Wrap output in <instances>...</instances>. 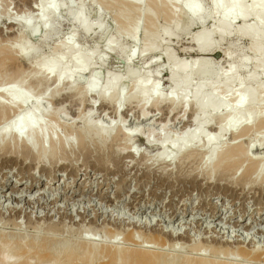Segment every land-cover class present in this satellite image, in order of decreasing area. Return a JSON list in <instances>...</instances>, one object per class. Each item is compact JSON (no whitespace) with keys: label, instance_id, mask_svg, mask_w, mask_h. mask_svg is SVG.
I'll return each mask as SVG.
<instances>
[{"label":"rangeland","instance_id":"374dc122","mask_svg":"<svg viewBox=\"0 0 264 264\" xmlns=\"http://www.w3.org/2000/svg\"><path fill=\"white\" fill-rule=\"evenodd\" d=\"M55 1L62 2V11H59V14H56L50 20V26L48 23L44 29L38 27L36 11L31 9L34 5V0H0V45H14L13 43L18 40L16 39L18 35L20 36L19 41H26L34 49V54L28 53L18 56L17 61L19 63L15 64L12 60H8L7 63L5 62L4 65L0 66V101L7 106L8 110L0 115L1 124L6 129L11 130L15 126L32 119L30 115L33 114L35 117L33 119L45 125L47 133L62 137L71 136L74 147L72 149L67 144V152L66 150L63 152L58 147V154H62L63 152L66 155H61L63 157L59 160L61 163L59 162L56 166L53 164L49 165L48 163V167L44 170L41 168V164L35 165L36 160L29 158L30 156L27 157L25 154L23 156L22 154L18 160L9 159L10 157H5V152L1 150L0 234L2 235H0V243L4 245H0L9 248V251L11 244L14 243L12 244L14 248L11 247L9 251L13 255L16 253L14 246L16 242H21L28 247V253H30L34 247L32 248L28 240L35 238V242L39 243L42 240L41 237L55 238V241L51 242L52 245L50 244L53 248L54 245L55 247L72 245L81 251L82 247H79L80 243H77L82 241L81 237L99 240L116 238L122 244L125 242L123 245H130L126 240L123 242L122 238L129 231H132L131 229L135 232L136 238L141 240L144 239L147 233L156 227L160 228V226L155 225L154 228L147 229L138 227L139 222L135 226L127 224V222L140 220V218L141 220H145L146 218L147 220H152L154 224L157 220L160 221L162 219L163 221L161 220L160 224L169 228V226H172V222L167 221V216L171 214L173 209H176L178 213L181 212L174 224V228L182 224V228L189 231V234L195 237L196 243L199 246L201 245L200 249L202 253H208L209 248L215 247L212 246L214 245L213 242L204 241V238L212 235L211 231L207 232L205 229H210L212 226L224 228L234 233L239 231V233H243L241 238L246 234L249 237L254 235L255 241L259 240L256 243L262 244L264 234L260 235L256 230L264 228V190L255 186L250 187L251 184L248 183L245 184L246 190H242L240 185L232 188L224 187L223 183L226 182L225 180L217 181L220 186L210 185L201 178H198L197 182L194 183L176 180V175L180 176L182 173L187 172V170L193 171L197 167L196 165L199 163L201 153H204L207 147L200 150V155L198 154L195 158L193 157L194 159L190 162L181 161L182 167H179L176 162L168 167L165 164H168L169 159L162 165H158L159 162L157 161L151 163L150 157L156 151L155 145L160 141L161 134L166 132L168 137L171 135L176 137L181 135L183 131L191 129L193 127L191 123L192 112L187 110L188 112L182 116L183 118H181V122L179 123L178 120L173 118L177 117L176 112L168 114L165 106L161 108L162 113H158L159 110L152 111L151 114L153 113L155 116L152 118H159L157 122L155 121L154 123L150 119L145 124V127L144 123L140 124L143 126L141 128L142 133H146L148 127L154 130V134L151 137V140L153 139L152 144L145 145L142 139L133 137L128 143H130L131 150H133L136 156L135 154L132 156L124 153V156L120 158L118 163L107 156V147L113 146L114 148H119V139L112 140L108 146L105 145V155L99 158L96 153L97 148H94L96 147L94 143L87 150L89 152L82 150L78 146L79 134H77L76 129H79L82 124V119L78 115L80 112H86L92 123L95 121L101 123V125L105 126V129L107 125L110 126L115 123V120H117L116 122L121 120L120 116L114 118L112 109L107 106H101L99 104L100 100L97 98L98 90L107 78V71L119 72L120 77L122 76L121 74H124L121 78L125 82L120 87L123 93L128 90L126 86L129 82L128 80L138 78L143 72L151 78V80L148 78L149 83L151 82L156 85L157 92L165 93L169 87L168 83L165 82L168 74L165 70L158 71L161 68L164 69L166 65L164 61L165 57L160 52L166 48L174 54L176 59L192 56V53L189 51L192 48L188 40L190 35L199 29H209L213 23L210 13V1L195 0L201 6L202 15L200 19L190 20L183 11H180V15H177L179 19L176 18L173 21H171L169 12L172 8H175L174 5L172 3L168 4L169 6L166 5L164 7V11L161 10L156 13L155 0H147L142 5L137 0H134L135 4L133 5L123 0ZM80 5L82 14L85 13L83 17H86L87 20H90L97 26L100 25L99 29L93 28L91 33L87 35H82L75 30L76 36L73 41L76 43L75 46L78 45L81 54H87L85 57L89 59V67L84 71L83 76H74L70 79L74 91L72 94L76 95L69 96L65 92L64 89L67 85L66 80H63L60 83V89L63 91L62 95L60 94L58 97L50 99L51 96H48V93H50L54 86L53 79L33 71L29 65L39 59L41 61L50 60L51 56L55 54L53 50L54 44L61 39L64 40L74 28L70 18L74 9ZM145 6L154 15V25L148 18L143 17L142 12ZM119 11L126 13L125 17L130 24V28L133 27V22H137L138 27L134 40L129 36L120 35L121 30H123L121 28L123 27L119 26V23L115 19ZM138 12L141 14L139 15ZM10 19L28 20V26L30 27L26 28L23 25L19 27L13 25V27L12 24H9ZM237 20L234 19L233 24L238 25ZM34 26L37 27L36 30H33ZM153 26L167 28L172 35L168 37L161 34L157 35L155 38V42L158 43L157 54L153 56L154 59L152 58L153 61L150 65V60L146 63L150 54H138V50L144 42L143 36L150 35ZM108 39H111L112 42L110 48L106 46ZM158 40H161L160 44ZM226 44H230L231 50L239 54L249 52L247 40L244 37H237L231 34L223 43V45ZM90 50L94 51L93 55H91L92 51ZM130 51L133 52V55L127 59V55L131 54ZM212 57L220 59V54L217 52L214 55L212 54ZM218 66H212L213 70L210 67L211 72L206 76L193 74L190 82L196 83L203 78L214 80V71ZM236 67L237 71H243L242 66ZM103 75H106L105 78ZM262 75L263 73L245 75L243 76L244 84L251 86L258 92V84L262 82ZM21 91L30 93L32 97L38 99L39 105L34 106L29 99L19 109V103L13 102L12 97ZM125 103L123 106L128 108H132L135 105V102L132 100ZM92 104L93 109L89 110ZM59 105L61 108L58 113L57 109L60 107ZM123 106L121 109V113L123 112L122 118H127L126 127L132 128V125L135 126V123H132L134 114L131 111H127L126 107ZM16 111L18 112L17 115H15ZM45 111H48L50 115H45ZM52 112H56L55 118L57 119L54 117L51 119ZM130 118L131 121H129ZM163 121H166V129L161 131L160 128ZM216 122L213 119L212 124H208L205 127V134L214 133ZM250 133V135L240 137V139L243 138L242 142L244 145H247L254 135H264V126L255 127ZM147 134L148 132L142 135L145 138ZM222 138L225 142H232L234 140L229 133ZM35 142L38 144L37 140ZM90 149H92V152H90ZM139 152L143 154V157L138 156ZM171 152L169 150V155L172 156L173 152ZM257 155L264 156V152H257ZM22 156L25 160L21 159L23 158ZM64 157L68 158L64 159ZM70 159L73 160L72 164L74 166H71ZM66 162H70V165ZM146 163H151L149 169ZM168 169H171L172 175L168 179H160V172L163 170L168 171ZM46 181H49V183L45 184ZM26 186H30V188L25 189ZM63 190H66V192L60 197V194L64 192ZM55 196H57V203L54 205L52 199ZM136 206H140L145 212L142 215H133L130 210L132 207L136 208ZM10 207H17L21 211H14ZM101 209L106 210V213L95 215V213H100ZM152 209L153 212H150ZM185 212L188 213L185 214ZM117 214L119 215L116 216ZM122 215L127 219H120ZM260 215L261 219L263 218L260 225L256 226V223L252 224L253 216H255V219H260ZM94 217L96 218L94 219ZM205 224L210 226L206 227ZM242 225L249 226V230L242 228ZM110 228L111 230H115L113 236L109 235L112 233L109 230ZM201 236L204 237L202 240ZM72 241L75 242L74 245ZM184 241L183 239L176 240L177 248L184 250L183 255H186V253L187 255H193V250ZM4 242L8 243L5 244ZM177 242H182L183 244ZM237 253H230L229 256L242 260L243 257ZM97 254H100L99 251ZM220 255L225 256L223 253H220ZM209 256H213V253H210ZM181 258H175L173 264H176V262L180 264ZM242 261L245 264H251L247 259ZM53 262L57 263V260L55 259Z\"/></svg>","mask_w":264,"mask_h":264},{"label":"bare ground","instance_id":"6f19581e","mask_svg":"<svg viewBox=\"0 0 264 264\" xmlns=\"http://www.w3.org/2000/svg\"><path fill=\"white\" fill-rule=\"evenodd\" d=\"M123 1L128 4H135L134 0ZM137 1L142 5L147 0ZM209 1L213 23L209 29H199L190 35L188 40L192 48L189 51L192 53V56L189 58L176 59L174 54L166 48L162 49L160 52L161 55L163 54L165 57L164 61L166 65L164 69L161 68L157 70L160 72L165 70L168 74L165 82L168 83L169 87L165 93L156 91V85L151 82V84L149 83L148 78L150 77H148L145 72L136 79L128 80L129 82L126 84L128 90L123 93L120 87L121 84L125 82L121 78L124 74H121L122 76L120 77L119 72L107 71V78L103 82L104 85L102 84V87L98 90L97 98L100 100L99 104L101 106H107L112 109L114 118L120 116L121 120L119 122L115 120V123L110 126L107 125L105 129V126L101 125V123L96 121L92 123L86 112H80L78 115L82 119V124L79 129H76L77 134H79L78 146L82 148V150L89 152L87 150L92 143H94L96 146L94 148H97L96 153L99 158L105 155V145L108 146L112 140L119 139V148H114L113 146L107 147V156L118 163L120 158L124 156V153L132 156L135 154L133 150H131L130 143H128L133 137L142 139L145 145L152 144L153 139L151 140V137L154 134V130L150 127H148V129L145 128L147 131H143H146V133L148 132V134L147 137L145 136L144 138L143 135L146 133L144 132V134L141 132L143 126L140 125L144 123L145 127V124L148 123L150 119H152L154 123L155 121L157 122L159 118H152L154 116L153 113L151 114L152 111L159 110L158 113H160L162 111L161 108L165 106L168 114L176 112L177 117L173 118L178 120L179 123L181 122V118H183L182 116L190 111L192 112L191 123L193 127L183 131L181 135L176 137L172 135L168 137L166 132H163L159 138L160 141L155 145L156 151L150 157L152 160L151 163L157 161L159 162L158 165H162L169 159L168 164H165L168 165V167L172 166L175 162L178 163L179 167H182L181 161L190 162L198 156V154L200 155V150L207 147L205 151L203 150L204 153H201V158L199 157L200 160L198 159L199 163L196 165L197 167L194 168L193 171L187 170V172L182 173L180 176L176 175V180L194 183L197 182L198 178H201L210 185L219 186L220 184L217 183V181L225 180L226 182L223 183L224 187L232 188L240 185L242 190H246L245 184L248 183L251 184L250 187L255 186L264 190V156H259L260 154L257 155V152H264V135H254L253 139L250 140L247 145L243 144V138L240 139V137L250 135V132L255 127L264 126V0ZM155 2L156 13L163 10L168 4L172 3L174 5L175 8H172L169 12L171 21L174 19L176 20L177 15H180V11H183L190 20L200 19L202 15L201 6L195 0H155ZM61 3L55 0H34V5L31 9L36 11L38 27L44 28L48 23L50 26V20L56 14H59V11H62L63 7ZM80 7L81 5L74 9L70 18L74 28L68 33L64 40L61 39L54 44L53 50L55 54L51 56L50 60L41 61L39 59L29 65L33 71L53 79L54 86L50 93H48V96H51L50 99L58 97L60 94L62 95L63 91L60 89V83L63 80H66L67 85L64 89L65 92L69 94V96L76 95L72 94L74 91L70 79L74 76H83L84 71L89 67V59L85 57L87 54L84 52L85 55L81 54L78 45L75 46L76 43L73 41L76 36L75 30L82 35H87L91 33L93 28L99 29L100 25L97 26L95 23L87 20L86 17H83L85 13L82 14V8L80 9ZM138 14L140 15L141 13L138 12ZM142 14L144 18H148L154 25V15L148 11L147 6H145ZM125 15L126 13L119 11L115 18L119 26L123 27L121 28L123 30H121L120 35L129 36L134 40L138 27L137 22H133V27L130 28V24L127 22ZM249 16L250 18H248ZM234 19H238V25L233 24ZM9 22V24L16 27L21 25L26 28L30 27L28 26V20L24 19H10ZM33 28V30L37 29L35 26ZM158 34L167 37L172 35L167 28L153 26L150 35L147 34L148 36H143L144 42L138 50V54H150L146 60V63L150 60V65L154 59L153 56L157 54L158 43L155 42V38ZM231 34L246 38L249 52L239 54L231 50L230 44L223 45L224 41H226ZM19 37L20 36L17 35L16 39L18 40L13 43L14 45H0V66H2V64L4 65L5 62L7 63L8 60H12L13 63L17 64L19 63L17 61L18 56L28 53L34 54L33 47L28 45L26 41H19ZM111 39H108L106 42L108 48L112 46ZM90 51H92V54H90L93 55L94 51ZM130 52L131 54L126 57L127 59L133 55V52ZM217 52L220 54V59L212 57V54L214 55ZM89 57L91 58V56ZM215 65L219 66L215 68L214 80L203 78L196 83L190 82L193 74L201 76L209 75L213 68L212 66ZM236 66H242L243 71H237ZM253 73H263L262 82L258 84V92L251 86L245 85L243 81V76ZM29 99L34 106L39 105V100L32 97L31 94L27 92L21 91L16 96L12 97L13 102L16 101L19 103V109L28 102ZM130 100L135 102L132 108L123 106L125 102ZM93 104L90 105L89 110L93 109ZM122 106L126 107L125 109H127V111H131L134 114L132 123H135V126L132 125V128L126 127L127 118H122ZM60 108L61 106L57 109L58 113ZM7 111V106L0 101V115ZM56 112H52L51 119L52 117L55 118ZM17 114L18 112L16 111L15 115ZM44 114L50 115L48 111H45ZM213 119L217 121L215 123L214 133L205 134V127L208 124H212L211 122ZM129 121H131V118ZM165 126L166 121H163L160 130H165ZM228 133L234 139L232 142H225L222 138ZM36 140L38 144H36ZM67 144L70 145V148H74L71 136L62 137L47 133L45 125L33 118L26 123L15 126V128L11 130L6 129L0 122V152L3 150L5 152V157L9 156V159L18 160L22 154L23 156L25 154L27 157L30 156L29 158L31 159L34 158V160H36V162L34 161L35 165L41 164V168L44 170L48 167V163L49 165L53 164L55 166L59 164V160L63 158L61 155L64 156L65 154L63 152L67 149ZM58 147L63 151L62 154H58ZM91 150L92 149H90V152H92ZM169 150L173 152L172 156L169 155ZM67 151L68 150H66V152ZM138 156L143 157V154L139 152ZM67 158L64 157V159ZM21 159L23 160L24 157ZM70 161L72 166L73 160L70 159ZM66 163L70 165V162ZM151 163H146L148 169L151 167ZM105 169L109 170L108 168ZM160 173V179H168V177L172 175L171 169H168V171L163 170ZM48 183L49 181L45 182V184ZM27 188H30V186L25 187V189ZM63 191L60 197L66 192V190ZM52 203L54 205L57 203V196L52 199ZM10 208L14 211H21L18 210L19 208L17 209V207ZM98 210H96V212H98ZM130 211H132L133 215H142V213L145 212L140 206H136V208L132 207ZM150 212H153V209ZM188 212H185V214ZM102 213H106V210L101 209L100 213H95V215H101ZM180 213H178L176 209H173L171 214L167 216V221L172 222V226H169V228L160 224L162 219L160 221L157 220L154 224L152 220H147L146 218L145 220H141V218L140 220L132 219L133 221L127 222V224H132L134 226L139 222L138 227L147 229L154 228L155 225L160 226V228L156 227L154 230L147 233L144 239L141 240L136 238L135 232L131 229L132 231H129L122 238L123 242L126 240L130 245H123L125 242L122 244V242H119L116 238L99 240L81 237L82 241L77 242L80 243L79 247H82L81 251L72 245H61L59 247H55L54 245L53 248V246L51 247V242L55 241V238L41 237L42 240L40 239L41 242L39 243L35 242V238L28 240L32 248L34 247L33 251L30 253H28V247L21 242H16V245H14L16 253L13 255L9 251L14 243L11 244L9 251V248L3 247L2 245L4 244L0 243L2 244L0 245V264H173V260L175 262V258L177 257H182L179 262L180 264H245L244 261H242L244 259H247L248 262L250 261L251 264H264V240H262V244H257L256 242L259 240L255 241L254 235L249 237V235L246 234L241 238L243 233H239V231L234 233L224 228H217V226L205 229L207 232L211 231L212 235L208 237L205 236L207 238L200 237L201 240L204 238V241L213 242L214 245L212 246H215L212 249L209 248L210 250L208 253H202L200 249L201 245L199 246L198 243H196L195 237L191 236L189 231L182 228V224L174 228V224ZM118 215L119 214L116 216ZM254 217L255 216H253L252 224L256 223V226L260 225L263 219H261V215L259 216L260 219H255ZM95 218L96 217H94V219ZM120 219L124 220L127 218L122 215ZM15 223L17 222L15 221ZM15 223L14 225H16ZM207 226L210 225H206V227ZM242 226V228L249 230V226ZM109 230H111V228ZM114 231L115 230H111L110 232L112 233L109 235L113 236L115 233ZM229 232L230 234H228ZM256 232L260 235L264 234V228L258 229ZM178 239H183V241L185 240L187 244H189L190 249L193 250V255H187V253L186 255L182 254L184 250L176 246L177 244L175 241ZM172 241L174 242L172 243ZM72 243L74 245L75 242L72 241ZM177 243L183 244L182 242ZM98 251L100 254H97ZM237 252L244 259L242 258L241 260L229 256L230 253ZM210 253H213V256H209ZM220 253L225 254V256H221ZM170 254L172 257L169 256ZM55 259L57 263L53 262ZM177 263L178 262H176V264Z\"/></svg>","mask_w":264,"mask_h":264},{"label":"water","instance_id":"95a60500","mask_svg":"<svg viewBox=\"0 0 264 264\" xmlns=\"http://www.w3.org/2000/svg\"><path fill=\"white\" fill-rule=\"evenodd\" d=\"M31 118H35L33 114L30 115Z\"/></svg>","mask_w":264,"mask_h":264}]
</instances>
